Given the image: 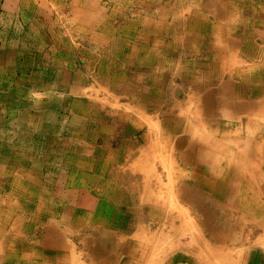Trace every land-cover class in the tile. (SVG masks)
<instances>
[{"label": "crops", "instance_id": "crops-1", "mask_svg": "<svg viewBox=\"0 0 264 264\" xmlns=\"http://www.w3.org/2000/svg\"><path fill=\"white\" fill-rule=\"evenodd\" d=\"M56 5L71 8L70 60L53 58L33 74L34 84L21 83L20 91L30 93L22 105L33 102L36 109L15 113L13 134L25 137L12 149L37 144L44 158L57 149V157L74 160L82 151L85 165L98 168L94 181L103 193L115 191L116 180L100 176L102 168H138L144 161L151 167L164 153L186 169L182 182L213 190L223 182L264 181V129L258 133L264 127V0ZM10 79L9 86L16 78ZM47 137L54 139L48 147ZM243 166L262 170L252 178L239 174ZM14 167L17 162L9 163L0 178V264H71L62 260L68 251L61 247L72 245L61 233L57 240L58 208L49 212L53 223L45 208L30 211L28 199H45V192L38 186L31 192ZM29 235L40 240L29 242Z\"/></svg>", "mask_w": 264, "mask_h": 264}, {"label": "rangeland", "instance_id": "rangeland-1", "mask_svg": "<svg viewBox=\"0 0 264 264\" xmlns=\"http://www.w3.org/2000/svg\"><path fill=\"white\" fill-rule=\"evenodd\" d=\"M56 4L57 0H0V178L9 163L17 162L13 169L25 176L29 190L38 186L46 195L29 198L30 211L45 208L44 218L53 223L49 212L58 208L57 240L61 233V241L72 245L61 247L68 251L62 260L71 264H264L262 179L223 182L211 190L208 184L182 182L186 169L164 153L151 167L144 161L137 169L102 168L100 176L116 180L110 186L116 190L103 193L94 181L98 168L85 165L82 151L74 152V160L57 157V149L47 150L44 158L45 151L37 144L25 152L12 149L18 143L20 147L25 137L13 134L15 113L36 109L33 102L22 105L30 93L20 91L21 83L34 84L33 74L53 58L63 64L70 60L71 8ZM11 77L16 80L9 86ZM259 128L258 133L264 129ZM47 139L46 147L53 145L54 139ZM261 170L243 166L238 172L255 178ZM93 187L99 191L93 198L85 197ZM69 208H81L85 214H65ZM89 208H96V214H90Z\"/></svg>", "mask_w": 264, "mask_h": 264}, {"label": "bare ground", "instance_id": "bare-ground-1", "mask_svg": "<svg viewBox=\"0 0 264 264\" xmlns=\"http://www.w3.org/2000/svg\"><path fill=\"white\" fill-rule=\"evenodd\" d=\"M254 94V93H253ZM192 164V163H191ZM13 194V193H12ZM151 247H153V246H151Z\"/></svg>", "mask_w": 264, "mask_h": 264}]
</instances>
